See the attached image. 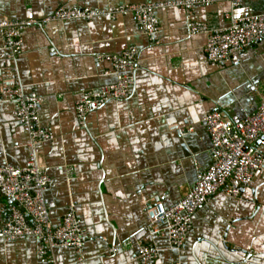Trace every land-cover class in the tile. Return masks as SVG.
Segmentation results:
<instances>
[{"label": "crops", "instance_id": "0c3cea01", "mask_svg": "<svg viewBox=\"0 0 264 264\" xmlns=\"http://www.w3.org/2000/svg\"><path fill=\"white\" fill-rule=\"evenodd\" d=\"M175 0H0V23H31L22 32L21 54L12 59L0 33V166L26 167L29 135L16 115L9 87L42 99L41 124L53 140L39 147L52 185L45 192L52 226H62L74 204L86 238L82 252L58 248L57 264H140V247L159 249L157 264H264V176L242 200L217 193L194 216L185 245L151 233L148 205L170 208L212 165L205 118L225 112L234 122L264 101V39L224 64L206 57L207 35H192L196 22L219 31L233 17L264 13V0L237 9L216 3L188 12H157V42L143 34L133 14L91 21L45 22L58 8L108 10ZM135 48L133 93L78 117L82 95L117 82L110 63L98 57ZM182 129H191L186 135ZM14 202L0 194V229ZM35 237L0 239V264H48Z\"/></svg>", "mask_w": 264, "mask_h": 264}, {"label": "built area", "instance_id": "2783aa9c", "mask_svg": "<svg viewBox=\"0 0 264 264\" xmlns=\"http://www.w3.org/2000/svg\"><path fill=\"white\" fill-rule=\"evenodd\" d=\"M245 0H175L121 6L108 10L85 7L58 8L45 22L91 21L98 17L133 14L139 30L152 42H157L160 24L157 12L163 8H182L190 12L199 7L228 2L237 9ZM31 23L5 21L0 23L5 48L10 58L15 59L22 51V32ZM192 35L208 37L206 57L209 62L224 64L233 54L245 51L264 39V13L244 18L233 17L230 25L212 31L207 25L189 24ZM139 52L132 48L122 55L98 57L100 63H110L115 69L117 82L98 90L85 92L76 105L78 117L99 110L111 101H121L133 93L135 80L127 72L137 67ZM7 97L17 106L16 115L29 135V162L26 167L0 166V194L14 202L10 220L0 229V239L15 241L35 237L39 241L38 255L48 264H57L54 251L58 248L82 252L86 238L75 205L69 207L62 226L51 224L45 192L52 185L39 147L51 140L53 134L41 124L39 110L42 99L26 95L22 88L9 87ZM211 139L212 165L198 173L197 183L174 206L167 208L162 203L148 205L153 214L151 233L167 236L171 246L181 249L193 229L194 216L203 211L219 192L242 200L256 180L264 176V101L258 109L241 121H232L225 112H211L205 118ZM191 129H182L186 135ZM160 252L154 245L140 247L137 260L140 264H157ZM171 264H181L180 262Z\"/></svg>", "mask_w": 264, "mask_h": 264}]
</instances>
